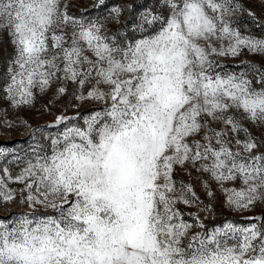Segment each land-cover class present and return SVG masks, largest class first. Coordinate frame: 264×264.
I'll use <instances>...</instances> for the list:
<instances>
[{
    "label": "rangeland",
    "instance_id": "obj_1",
    "mask_svg": "<svg viewBox=\"0 0 264 264\" xmlns=\"http://www.w3.org/2000/svg\"><path fill=\"white\" fill-rule=\"evenodd\" d=\"M0 264H264V0H0Z\"/></svg>",
    "mask_w": 264,
    "mask_h": 264
}]
</instances>
